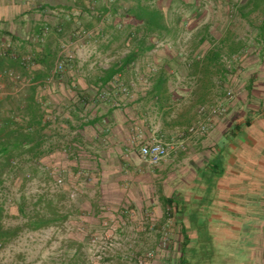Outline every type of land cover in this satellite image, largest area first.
<instances>
[{
  "label": "crops",
  "instance_id": "obj_1",
  "mask_svg": "<svg viewBox=\"0 0 264 264\" xmlns=\"http://www.w3.org/2000/svg\"><path fill=\"white\" fill-rule=\"evenodd\" d=\"M218 1L160 6L173 26L181 20L180 33L158 41L114 86L97 81L120 60L100 71L71 72L63 82L52 79L49 91H39L55 111L40 140L43 164L52 160L49 166L63 173L93 177L99 200L88 202L96 210L86 224L103 234L113 217L108 211H118L124 256L156 252L174 219L170 251L153 264H264V17L254 24L245 10L228 22ZM12 6V0H0V38L18 37L20 25L39 32L66 24V17L75 23L77 15L93 14L90 8L34 4L16 26ZM46 9L52 10L50 23ZM158 79L166 81L161 95ZM228 91L234 100L227 101ZM28 93V85L10 87L0 96V109L8 115L13 99ZM221 101L228 113L213 121L207 136L189 138L157 168L142 159V144L179 142L199 106ZM126 259L118 264H132Z\"/></svg>",
  "mask_w": 264,
  "mask_h": 264
},
{
  "label": "trees",
  "instance_id": "obj_2",
  "mask_svg": "<svg viewBox=\"0 0 264 264\" xmlns=\"http://www.w3.org/2000/svg\"><path fill=\"white\" fill-rule=\"evenodd\" d=\"M84 1L81 0L79 5L86 6ZM88 1L91 3L101 0ZM111 1L113 3L110 7L106 2V5L95 8V14H88L91 17L90 21L87 18H80L82 27L75 32L72 30L71 21L60 25L59 28L62 30L56 31L57 42L59 38L68 34L74 35V41L83 34L92 39L96 37L102 39L108 35L110 45L106 47L107 49L125 37L124 46L129 48L128 54L121 60V64H114L106 71L104 78L98 79V86L102 84L103 88L114 86L117 76L154 50L158 41H165L166 37L174 34L178 35L181 22L179 19L177 27L173 26L171 17L165 14L157 0H134V4L122 16L126 23L120 29L113 23V18L117 15L122 1L130 3L132 0ZM232 6L234 8L235 5ZM238 9L241 13L248 10L247 17L258 13H262L264 17V0H248ZM110 16L113 18L108 20ZM34 53L37 67L23 65L20 59L13 58L10 52L6 57L0 56L1 72L7 69L22 71L29 79L26 84L29 93L26 97L14 98L13 108L8 115L0 109V255L27 233L62 227L72 214L67 210L66 204L69 200V191L61 188L52 191L57 175L43 168L41 160L43 154L40 140L44 132L51 127L55 111L45 106L46 98L40 96L39 91L45 89L50 80H61L60 74L57 75L54 71L57 61L61 59L60 57L57 59L58 52L52 50L50 42L44 45L41 53L35 50ZM220 55L218 53V58L222 61ZM219 70L222 77H225L227 68L224 63L219 64ZM164 71L161 70L160 73ZM165 86L166 81L158 79L155 85L158 95H161V90ZM38 174L51 185L39 196L28 197V186ZM17 194L20 196L16 197ZM14 208L16 212H13Z\"/></svg>",
  "mask_w": 264,
  "mask_h": 264
},
{
  "label": "rangeland",
  "instance_id": "obj_3",
  "mask_svg": "<svg viewBox=\"0 0 264 264\" xmlns=\"http://www.w3.org/2000/svg\"><path fill=\"white\" fill-rule=\"evenodd\" d=\"M13 6L11 11V20L14 25L18 26V22L20 21L19 17L22 13L28 11L29 7L32 5L38 6H47V5H55L60 3L61 6H70L72 8H90L95 14V8L100 7L102 5H106L105 3L110 5L113 3L111 0H101L97 2H91L88 0L84 1L86 6L79 5L81 0H12ZM20 1V3H19ZM245 1L248 0H219L220 6L222 8L223 18L226 17V21L230 22L240 9V6L245 4ZM159 6L165 7L170 0H157ZM134 4V0L130 3H125L122 1L119 4L120 9L118 10L117 15L113 18V16L108 17L109 20L113 18V23L115 26H118L120 29L126 23V19H124L121 15L125 13V11ZM235 5L234 8L232 5ZM210 6H212L210 4ZM47 10V20L52 21V10ZM241 13V12H240ZM91 14V15H93ZM33 15V14H30ZM84 15V14H82ZM81 15V16H82ZM232 15V16H231ZM28 16V15H27ZM77 15V19L75 23L71 25L73 32H75L82 24L80 21V17ZM9 19V16H7ZM6 17V19H7ZM31 17V16H30ZM35 17V16H32ZM87 19L90 21L91 17L86 15ZM25 18V17H24ZM263 18L262 13L254 14L251 17L253 23H259ZM66 21H68V17H66ZM65 20V19H64ZM224 20V19H223ZM116 21V22H115ZM74 22V20H73ZM21 30H18L16 36H4L0 38V44L6 43L10 44L9 48H4L5 51L11 53L12 57L16 59H21L26 56H31L34 60L35 67L36 52H42L44 45L47 43H51L52 50L57 53V59L60 57L61 61H57L56 67L54 68L55 73L61 76V81L63 82L65 78L71 72H85V71H100L102 68H108L111 64L116 62L117 60H122L128 54L129 48L124 46L126 43L125 37L120 39L119 41L114 42L111 45L110 49L106 48L107 42H109L108 35L104 38L100 39L98 37L92 39L88 38L86 34L81 36L77 35V41H74V35H64L62 38L58 39L57 42V30H62L59 28L60 26L50 25L44 26L39 32H30L29 30H25L26 26L20 25ZM82 27V26H81ZM59 28V29H58ZM102 28V27H101ZM180 33V32H179ZM110 36V35H109ZM59 43V44H58ZM41 44V46H40ZM8 46V45H7ZM6 46V47H7ZM61 48V50H60ZM163 47H160L159 50H163ZM173 49V48H172ZM183 49V48H181ZM0 51H2V46L0 45ZM182 52V50H181ZM59 59V60H60ZM75 61H78L77 65L74 66ZM92 61V62H90ZM63 65V68H60V65ZM230 64L228 63L227 66ZM37 67V66H36ZM148 71L147 68H145ZM5 71V70H3ZM2 71V72H3ZM6 71H13L15 74L22 77V83H15L13 81L7 79H0V96H3L5 90L10 87L20 88L23 85H26L29 82V79L25 76L22 71H14L11 69H7ZM53 71V72H54ZM1 72V71H0ZM53 74V73H52ZM147 81V80H146ZM51 80L49 81V85L46 86L45 90L52 87ZM148 82L144 86L148 87ZM66 85V84H65ZM10 86V87H9ZM64 87V85H62ZM1 98V97H0ZM54 117V115H53ZM46 161V160H45ZM49 162L45 165L43 164V168H46L49 172L54 175H59L61 170L54 166L51 167L52 160H48ZM49 166V167H48ZM157 168V167H156ZM86 175V176H85ZM64 176V185L61 188L62 190L69 191V200L67 204V210L71 212V217L62 227H52L48 230H43L36 233H27L23 235L19 240L9 246L7 249L3 250L0 255V264H118V258H127L128 262H132V264H140V260H143L145 264H153L155 260L158 258H164L167 255V251H170V247L173 244V237L171 238V228L175 224V220H172L171 227L169 228V238H170V246L167 249L161 250V241L159 249L151 252L156 253V257L154 259L148 258L147 254L142 256H124L122 249L123 243L118 238V229H117V221L120 220L118 211H113V209L109 210V214L113 215L111 221L106 222L105 224V232L103 234H93V231L86 224V217L89 216L90 211H94L95 207H89L88 202L92 199L97 200L99 196L95 195L96 188H94L93 177L84 174V172H68L63 173ZM47 181L41 174L29 184L28 186V197H36L39 194H42L45 190H47L48 186ZM19 186V183L18 185ZM54 190V184L52 185ZM19 189V188H17ZM75 194V197L72 198V194ZM20 194H17L16 197H19ZM96 196V197H95ZM99 200V199H98ZM96 210V209H95ZM16 212V208L14 211ZM111 234L115 239L114 242L117 243L116 249H114L113 253H109L104 257V259L99 260L93 253L90 251V242L94 236H97L99 239L97 242L103 243L106 241V234ZM100 244H97V248H99ZM95 252V251H94ZM159 252V253H158Z\"/></svg>",
  "mask_w": 264,
  "mask_h": 264
},
{
  "label": "built area",
  "instance_id": "obj_4",
  "mask_svg": "<svg viewBox=\"0 0 264 264\" xmlns=\"http://www.w3.org/2000/svg\"><path fill=\"white\" fill-rule=\"evenodd\" d=\"M2 51H0L1 57H6L8 51H5L4 48H9L11 45L6 43H1ZM8 45V46H7ZM7 46V47H6ZM16 59V57H15ZM23 65L25 66H34V60L31 56H26L20 59ZM60 68H63V65H60ZM7 79L13 81L15 83H22L23 79L21 76L15 74L13 71H3L0 72V79ZM235 95L233 92L228 91L226 94L227 101L234 100ZM228 113V108L224 101H221L216 105H201L197 110V120L187 129H184L179 133V142H172L170 144H165L161 142H153V143H145L140 146L141 157L144 161H146L151 167H159L163 164L172 152H177L184 147V142L193 136H207L210 132L213 121L220 117L224 116ZM86 176V175H85ZM64 185V176L63 173L57 175L54 182V190L62 188ZM75 197V194H72V198ZM171 226V219H169L167 226L162 231L161 238V250L167 249L170 246V238H169V228ZM106 241L103 243H99L98 237L94 236L90 242V251L97 257V259L102 260L106 257L107 254L113 253L114 249H116L117 243L114 242L113 235L106 234ZM97 244H100L99 248H97ZM95 251V252H94ZM148 258L154 259L156 257L155 252L148 253ZM140 264H145L143 260H140Z\"/></svg>",
  "mask_w": 264,
  "mask_h": 264
}]
</instances>
